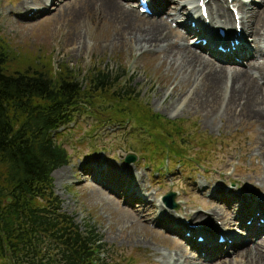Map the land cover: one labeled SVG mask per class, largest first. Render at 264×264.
<instances>
[{
  "label": "rangeland",
  "instance_id": "1",
  "mask_svg": "<svg viewBox=\"0 0 264 264\" xmlns=\"http://www.w3.org/2000/svg\"><path fill=\"white\" fill-rule=\"evenodd\" d=\"M115 1L133 4L132 0ZM173 1L175 5L166 9L167 23L173 34L183 33L178 24L185 22L187 13L196 17L197 2ZM246 1L255 9L264 5L262 0ZM101 4V0H0V37L6 40L2 51L8 66L12 70L23 68L31 64L26 59L29 53H35V67L56 71L66 65L80 80L91 68L109 72L123 69L126 79L134 77L131 85L152 112L182 119L183 135L188 138L186 156L181 161H166L162 155L152 158L147 154L155 163L163 162L161 169L155 165L151 170L136 158L148 140L151 147L157 144L153 135L146 136L149 131L139 133L130 124L109 127V123L92 129L93 117L78 115L77 125L71 124L74 128L69 137L62 140L70 162L53 172L55 193L81 230L94 227L103 242L119 250L109 264H173L176 259H180L178 264H186L182 253L175 250L178 242H184L187 256L200 264H215L218 260L213 254L224 253L228 247L218 246L206 253L205 244H194L196 235L183 239L182 221L206 224L211 230L224 222L221 217L233 216V206L241 209L247 200L264 204V116L253 117L252 107L243 106L242 101L227 106L219 101L209 112L211 107L201 103L203 92L196 94L187 77L169 67L160 53L139 52L131 42L138 34L135 27L124 30L123 24L119 28L109 22L114 18L100 12ZM135 23L143 29L146 21L139 18ZM196 38L189 37L186 46L203 55L194 47ZM247 42L254 50L251 40ZM258 45L264 47V40ZM242 72L260 84L257 73ZM171 92L174 94L169 95ZM190 99L195 100L191 103ZM260 100L264 103L262 97ZM133 152L136 157L130 160ZM170 192H175L172 200L165 198ZM211 204L219 213L208 222L203 216L209 214ZM194 213L199 219H191ZM235 217L240 219V214ZM248 221L244 219V223ZM236 222L240 224V220ZM229 224L233 226V220ZM239 232L246 237L238 234L241 238L235 247L244 244L235 251L247 249L251 241L264 245V232L255 236L249 230ZM235 251L220 259L231 258ZM240 259L237 256L232 261Z\"/></svg>",
  "mask_w": 264,
  "mask_h": 264
},
{
  "label": "trees",
  "instance_id": "2",
  "mask_svg": "<svg viewBox=\"0 0 264 264\" xmlns=\"http://www.w3.org/2000/svg\"><path fill=\"white\" fill-rule=\"evenodd\" d=\"M5 41L0 37V264H105L100 254L109 248L102 237L93 227L81 232L53 191L51 172L69 158L62 140L78 115H89L92 129L109 123L149 131L157 144H141L138 155L145 161L182 159L188 139L182 119L152 113L133 78L122 82L121 69L91 68L80 80L66 65L56 71L35 67L31 52V64L12 70Z\"/></svg>",
  "mask_w": 264,
  "mask_h": 264
},
{
  "label": "bare ground",
  "instance_id": "3",
  "mask_svg": "<svg viewBox=\"0 0 264 264\" xmlns=\"http://www.w3.org/2000/svg\"><path fill=\"white\" fill-rule=\"evenodd\" d=\"M101 1L100 12L105 16L114 18V20H109V22L118 24L119 28L120 25L123 24L124 27H122L124 30L135 27L134 30L138 32V34L132 37L134 39L131 42L139 52L151 50L160 53L163 60H168L169 67L172 66V68L178 70L187 77V80L193 84L196 94L203 92L201 94V103L208 104L211 107L209 112L214 111L212 107L218 104L219 101H225L226 106L229 105L230 102L242 101L243 106L252 107L251 109L254 111L255 115L253 117L261 119L264 116V103L260 100V97L264 99V47L258 45L261 39L264 40V5L259 9H255L243 0H233L234 6L238 11L237 13L240 14V19L236 22L233 18L234 16L228 10L226 0H196L198 4L202 1V4L205 5L207 10L206 17L209 19L208 26L212 28L208 29V26L204 22L205 18H203L201 13L195 14V18H193L194 15L191 14L190 19L191 21H195V25L190 27L189 25L179 23V27L183 28L184 32L173 34L167 23V15L169 14H166V9L169 5H175L173 0H149L151 8L156 15L153 17H143L138 10L131 5L118 2L122 10L115 0ZM191 1L192 0L189 2ZM67 3L68 1L62 2V4ZM262 4H264V0H262ZM183 13L186 14L185 12ZM139 18L146 21L143 29V25L139 27L135 23ZM236 24L239 28L241 27L240 32H237ZM218 28L225 29L224 36L217 34ZM189 37H194V39L195 37H204L207 39L204 45L201 43L194 45V47L204 52L206 55L196 53L192 47L186 46ZM229 38L230 40L232 39L233 42L243 39V42L238 45V47H235L234 50H230L226 53L216 49L217 43H225L227 46H230ZM247 39L251 40L254 50L250 49V44L247 42ZM242 71H244V73H249L250 71L257 73L256 79L260 80V84L258 82L253 83L250 75L245 73L246 76ZM221 81L223 82L221 83ZM224 92H226L225 95L223 94ZM171 94L174 93L171 92L169 95ZM194 100L195 99H190L188 101L192 103ZM109 180H112V177ZM123 182L125 181H119V184ZM214 191H216V189ZM217 194L218 193L215 192L216 196ZM245 200L247 199H244V201ZM245 206L248 208L247 211H244L246 208ZM210 207L211 210L207 211L209 214L203 216L208 222H212L211 217L219 213L218 209H215L217 206L211 204ZM232 209V217H228V219H223L221 217L227 224L224 222L219 224L216 223L211 230L198 226L195 228L188 227L187 225L183 226L186 230L188 229L191 234L203 235L206 244L210 246L215 244L231 246L235 243L228 244V239L233 242L235 240L239 241L242 236H245L239 231L243 230V228L249 229V227L242 222L244 218H253V223H256L258 218L264 219V206L261 207L259 202L247 200L244 202V206H242L241 209L235 208L234 206ZM237 213L240 214V219H236L235 216ZM257 213L259 214L257 215ZM198 217L199 214L196 213L191 215V219H199ZM232 220L233 226L229 224ZM236 220H240V224H238ZM197 223L198 222H194L191 224ZM260 232H264V227H258V229L254 228L251 231V235L255 236ZM219 234L223 236L226 235L227 240L223 243H218L217 237ZM238 234L241 235V237L238 238ZM183 244L186 248L184 242H178L175 246V250L182 253V261L186 264H200L198 260L187 256ZM194 244L198 247L202 245L196 242H194ZM235 245L232 246V251L242 246L237 245L235 247ZM245 248L247 249L235 251V253L233 252L231 258L220 259L223 256L230 255L232 253L231 250L226 253L222 251L220 253H214L213 255H215L218 260L215 264H264L261 262V260L264 259V245H259L251 241V244L245 246ZM213 255H209V257H214ZM237 256L241 259L237 262H233L232 260L236 259ZM255 258H257V260L254 261ZM179 262L180 259H176L173 264H178Z\"/></svg>",
  "mask_w": 264,
  "mask_h": 264
},
{
  "label": "water",
  "instance_id": "4",
  "mask_svg": "<svg viewBox=\"0 0 264 264\" xmlns=\"http://www.w3.org/2000/svg\"><path fill=\"white\" fill-rule=\"evenodd\" d=\"M131 159H133V157H131Z\"/></svg>",
  "mask_w": 264,
  "mask_h": 264
}]
</instances>
